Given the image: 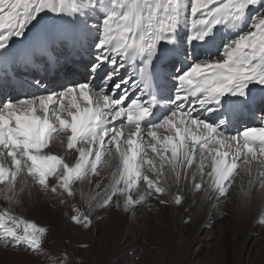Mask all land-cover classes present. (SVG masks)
I'll return each mask as SVG.
<instances>
[{
	"label": "snow or ice",
	"instance_id": "obj_1",
	"mask_svg": "<svg viewBox=\"0 0 264 264\" xmlns=\"http://www.w3.org/2000/svg\"><path fill=\"white\" fill-rule=\"evenodd\" d=\"M250 6L258 7L247 29L217 46V26L235 30ZM64 49L89 57L81 81L39 95L8 94L15 91L11 81L18 66ZM180 54L183 60L177 59ZM250 86H259L258 92ZM0 88L6 97L0 98V184L9 191L26 170L43 188L74 197L72 183H90L89 173L113 146L121 167L103 206H110L113 196L124 197L126 209L137 204L129 191L140 181L147 196L161 204L169 202L175 186L174 203L181 205L189 180L193 190L204 185L224 197L238 161L249 174L258 167L255 179L264 189V127L226 133L238 114L257 107L264 112V0H0ZM204 112L224 119L209 122L200 118ZM161 129L168 134L158 138ZM61 132L68 134V149L78 153L74 164L41 151ZM146 147L156 157L145 159ZM197 153L199 167L188 173ZM49 176H55L51 184ZM6 216L19 223L0 213L4 238L40 250L37 233L44 229L29 225L32 231H18L6 226ZM72 219L85 227L92 223L90 214Z\"/></svg>",
	"mask_w": 264,
	"mask_h": 264
},
{
	"label": "rangeland",
	"instance_id": "obj_2",
	"mask_svg": "<svg viewBox=\"0 0 264 264\" xmlns=\"http://www.w3.org/2000/svg\"><path fill=\"white\" fill-rule=\"evenodd\" d=\"M250 7L253 10L251 12L246 11L245 19L235 30L217 26L213 32L215 42L220 40V43L216 44L217 46H221L222 42L235 38L247 29L251 17L256 14L255 9L258 6ZM50 16L51 13L48 14V17ZM48 17H45V19ZM184 47L188 48L187 44ZM213 50H216V47H213ZM43 57L46 61L42 65L39 64L42 57L35 62L40 68L39 72L33 73L36 80L42 78L41 67L43 71L51 69L44 70L43 67L46 64L48 66L47 61L49 58L47 56ZM178 60L182 59L178 58ZM75 62L77 63V61ZM177 67H181V65L178 63ZM77 72L74 63L70 62L67 71L69 79L71 76L74 77ZM14 76L16 78L11 83L21 84L15 91L18 93L25 91L26 85L23 81L28 79L30 75L26 73L24 68L18 66ZM65 85H68V83ZM3 98H6L5 94ZM150 139V137H145L147 141ZM114 149L115 147H113L112 152L115 151ZM45 150L44 148L41 151ZM145 150L148 153L145 159L149 158L150 155L156 156L155 153L151 152L150 147H146ZM108 156L106 157L108 158ZM118 158V155H115V158H112L111 165L108 166L109 169L114 171V174L117 173L120 165ZM237 164L239 166L235 169V177L243 167L239 161ZM102 165L103 162L98 165V169L96 168L98 172L92 174V181L102 179L99 173ZM112 165H115L117 170L112 169ZM21 174L32 179L34 184L23 191L22 199L25 200V203L31 199L34 200L38 196L47 197L52 193L50 188H44V190L26 170L21 172L19 177ZM77 182L74 181L72 185ZM103 187V184H101L100 189H103ZM145 189L146 185L143 181H140L135 193L132 195V198L138 203L132 209H129L131 206L125 209L124 198L121 197L117 201L116 196H113L110 206L98 207L101 200H98V203L95 202V204L90 203L88 200L89 191L75 190L76 195L72 200L74 203L72 202L71 205L62 201L60 205L62 207V218L90 214L92 223L88 227L77 223L81 227V233L72 237L71 235H63L62 230L59 231L57 227L48 223L44 218L31 216L29 214L31 208L28 206L26 207L28 214H26V210L22 209V199L16 203V199L10 197L9 192L11 191L4 184H0V213L8 212L11 217L19 222L14 224L13 220L6 216V226L16 227L18 231H22L29 225L44 229L43 233H37L41 240L40 250H34L22 243H11L9 239L4 238L3 229H0V264H62V261H66V264H264L263 222L254 228L253 236L248 244L243 245L241 237L238 239L234 237L235 226L239 224V220L231 206V201H234V198L228 197L233 190V183H231L226 196L216 198L218 208L213 218L208 221L209 223L198 235L192 234L190 236L193 246L188 253L187 260L177 259L175 237L178 231L176 226L179 221L183 220V223L185 221L187 223L190 219L185 220L186 213L184 212L173 213L171 209L173 198L169 199L168 203L161 204L154 197L147 196ZM108 192L110 194L111 191ZM57 206L59 207V205ZM32 230L29 227V231ZM240 247L243 248L242 251Z\"/></svg>",
	"mask_w": 264,
	"mask_h": 264
},
{
	"label": "bare ground",
	"instance_id": "obj_3",
	"mask_svg": "<svg viewBox=\"0 0 264 264\" xmlns=\"http://www.w3.org/2000/svg\"><path fill=\"white\" fill-rule=\"evenodd\" d=\"M194 43H196V42H194ZM218 43H220V40L215 42V44H218ZM188 46L189 45H187V47ZM204 49L205 48H202V49L196 48L195 51L198 53H205L206 51H208V50H204ZM210 51H211L212 56H215L217 54L216 50H210ZM74 56H76V55H73L72 57H74ZM179 56L183 60V58L181 57V54ZM204 56L205 55H201L200 58L204 59L205 58ZM87 62H88V60L86 62H81L80 64H77V68H78L79 72L77 74V78L74 80H70L69 75L67 76L63 71H61L62 69H64V67L59 66L57 64H54L52 72H46L45 73L41 69L40 73H42L43 79L40 78L41 83L39 85L34 83V81L36 79L34 78L33 73L39 72L40 68L38 67L37 63H35L32 66L29 65L26 68H27V70L32 69L30 71V73H28L30 75V77L23 81L24 84L26 85V90L22 91L20 93H18L16 91H14V92L10 91L8 94H11L14 97H16V96H32L34 94L35 95L44 94L46 89L48 91H59L61 87L66 86L65 85L66 83H68V85H69L73 82L81 81L84 78V75L87 72V69H86ZM187 66H189V64L187 62H185L183 67L186 68ZM65 69L67 70V67H65ZM121 71H123V70H121ZM58 77H60V80H57ZM52 84H53V86H52ZM169 84H174V81L168 83V85ZM12 85H13L14 89L21 86L20 83H13ZM250 87L257 89L256 91L258 92L259 86H250ZM4 94H5L4 90L2 88H0V98H3ZM80 102L83 103V101H80ZM159 111H160V113L157 116V118H159L161 116V114L164 112V109L161 108ZM251 114H252L251 117H247L248 115H243V112H242V113L238 114L236 117H234L231 120V122L226 126V133L227 134H236L237 132H242L243 129H245V128L264 127V112H261L259 110V108L257 107V108H255V110H253L251 112ZM154 115H155V113H154ZM205 117H207V116H206V113L204 112L201 114L200 118L204 119ZM212 119H216L217 121H219V120L224 119V117L221 116V117L210 118L209 122H211ZM116 123L119 124V121H117ZM163 131H164V129H161L158 132V138L162 137L163 135L168 134L167 132L163 133ZM67 135L68 134L64 133V132H61L58 135H55L54 138L49 142L48 147L45 148L46 150L43 152L51 151L52 154H55L58 157H60L62 162L74 164L75 159L78 158V153H76L75 148L68 149V147H67ZM145 141H147V140H145ZM80 146L81 145L79 143H77L76 147H80ZM114 152L115 151H113L109 156L108 155L103 156L102 159L97 162V167L101 162H103L101 170L99 169L100 170L99 173L101 174V177H102V179L100 178L99 180H103V181H99V180L92 181V174L93 173H89L90 183H83L81 181H78L77 183L72 185L74 191L75 190H79V191L80 190H87V191H89L90 193H88L89 194L88 200L92 204H95V202L98 203V200H101L103 195L109 194L108 191H111V189L113 187L112 181H113L115 174H114V171L109 169L108 166L111 165L112 158L113 157L115 158V155H118ZM167 155L170 156L171 153H168ZM106 156H108V158ZM152 157H156V156H151V155L149 156V158H152ZM138 159H139V157H138ZM225 159L228 160L229 158H225ZM193 160H194V162L192 163V165L186 169V171L188 173H192V172L197 171L199 164H200L199 153L196 154V156L194 157ZM116 161H117V159H116ZM157 161H158V158H157ZM211 163H212L211 157H209L208 159H206L204 161V171L205 172L210 170ZM238 166L239 165L237 164V167ZM120 167H121V161H120V165L118 167V170L120 169ZM61 168H62V165H57V172L61 171ZM111 168L117 170L115 165H112ZM148 168H149V166L147 164H145L143 171L146 174H148L151 178L153 173L149 172ZM165 168L167 171L168 166L166 165ZM181 171H185V170L182 169ZM97 172L98 171H96V173ZM257 173H258V167L257 166L251 167V173L250 174L248 171H246L245 167L243 166L242 170L239 173H237L235 180L232 181L233 190L230 193V196H228V197L234 198V201H231L232 202L231 206H232L234 213L237 216V219L239 220V224H237L235 226L236 229H235L234 237L236 239L241 237L243 239L242 240L243 245L244 244L246 245L249 243L250 239L253 236L254 228L259 223H261V222L264 223V189L261 188L259 181H257L255 179L257 176ZM165 178H168V177L166 176ZM17 179L14 182V190L9 192L11 199L12 198L16 199L15 200L16 203H18V201H21L22 196H23V191L26 188L34 185L33 180L29 179L24 174H21L20 177L18 175ZM250 179L252 180L251 183L249 182ZM48 180H49V184H51L55 180V176H51V178H49ZM204 181H205V185H206L208 182L207 176L204 177ZM197 182H199V174L197 175ZM182 183H183V181H182ZM101 184H103V186H104L103 189H100ZM139 184H140V182H138V184L135 185L129 191V194L131 196L135 193L136 188L138 187ZM97 185H99V187H97ZM188 185H189L188 187H185L183 189V199H182L181 205H176L174 203V196L177 194L175 186H173V188H172L173 196L169 197V199L173 198L172 201L170 200L171 206H172L171 209H172L173 213L175 214V213H183L184 212V213H186L185 220L190 219V221L187 223H186V221H185V223H183V220H180L178 225L176 226V229L178 231H177V235L175 237V242L177 245V259H179V260H187L188 259V253H189L191 247L193 246V243L190 240V236L192 234L198 235L201 232V230L209 223L208 221L213 218V215L215 214V212L218 208V206H217L218 202H216V198L219 196H217L213 192H210L206 186L202 185V188L200 190H193L190 187L191 180L188 181ZM137 191H140V190H137ZM29 198L31 199V196ZM46 198H47V201H46ZM72 200H73V197H68L66 193L63 196H61L58 193L52 192L47 197H44V196L42 197V195H41V196L36 197L34 200L31 199L30 201H28L26 203L24 202L25 200L23 201V199H22L21 203H22V207H23L22 209L26 210L27 206L31 208L29 210V214L31 216L42 217L45 220H47L48 223L57 227L59 229V231L62 230L63 235H65V236L71 235L72 237H75L76 235H79L81 233V227L78 226V224L76 222H74L72 218H69V217L62 218L63 217L62 209H61L62 207L60 206L62 204V201L65 202L66 204H71L73 202ZM57 205H59V207ZM100 205L98 207L103 206V205H101V206ZM121 205H123V204H121ZM124 206H125V204H124ZM134 206L135 205L129 207V209L134 208ZM26 214H28L27 210H26ZM193 214H194V216H193ZM61 218H62V220H60ZM240 250L242 251L243 248L240 247Z\"/></svg>",
	"mask_w": 264,
	"mask_h": 264
}]
</instances>
